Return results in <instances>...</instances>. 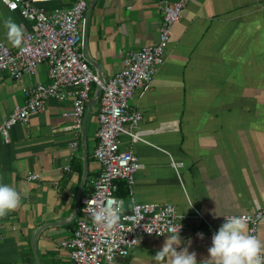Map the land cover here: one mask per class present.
Wrapping results in <instances>:
<instances>
[{
  "label": "crops",
  "instance_id": "crops-1",
  "mask_svg": "<svg viewBox=\"0 0 264 264\" xmlns=\"http://www.w3.org/2000/svg\"><path fill=\"white\" fill-rule=\"evenodd\" d=\"M70 1L38 3L54 11ZM164 1L89 0L84 51L101 77L117 72L131 51L157 41ZM8 18L23 30L33 26V19L0 0V39L8 43ZM49 81L47 61L21 78L0 68V120L25 101V85ZM78 87L67 85L66 97L49 98L45 109L15 123L9 142L0 138V182L22 197L17 210L0 218V264H36L31 239L43 224L49 225L37 237L42 264H73L61 241L81 214L77 197L86 151L81 196L102 166L94 154L99 96L86 120V137L83 132L98 85L92 86L79 132L64 114ZM130 104L143 111L136 128L145 139L122 135L121 146L131 147L142 163L133 194L123 196L124 208L130 210L134 201L171 202L185 214L196 205L205 217L189 218L184 234L143 235L129 255L111 264H157L153 257L167 240L177 251L195 252L201 264L210 258L212 236L225 216L253 211L264 201V0H191L172 27L151 85L137 88ZM31 171L40 178L28 179ZM259 239L264 241V217ZM162 264H170L169 258Z\"/></svg>",
  "mask_w": 264,
  "mask_h": 264
},
{
  "label": "built area",
  "instance_id": "built-area-1",
  "mask_svg": "<svg viewBox=\"0 0 264 264\" xmlns=\"http://www.w3.org/2000/svg\"><path fill=\"white\" fill-rule=\"evenodd\" d=\"M2 1L33 19V26L23 30L19 47L0 39V68L21 78L25 73H34L41 62L47 61L50 81L23 87L25 101L16 104L0 120V138L9 142L10 129L15 123H25L31 114L45 109L49 98L66 97L69 84L79 87L72 106L64 114L73 118L70 126L79 132L93 84L102 87L97 111L98 142L94 150L102 166L92 178L89 190L81 196V214L72 234L61 241V245L69 249L73 264H109L117 257L129 255L143 235L184 234L190 228L189 218H204L203 211L196 205L192 213L185 214L171 202L134 201L132 208L122 213L116 235L112 237L94 224L90 212L91 208L109 200L124 202V197L118 193L120 180L126 181L129 193L133 194L136 172L142 163L131 147L121 146L122 135L129 134L132 141L145 138L136 128L144 116L143 111L133 107L130 99L137 88L151 85L171 38L172 27L191 0H165L157 41L131 51L124 65L107 78L91 67L84 51L83 23L89 0H71L68 7L54 11L43 8L39 0ZM76 143L73 141L74 145ZM40 176V172L31 171L27 178L39 179ZM233 215L246 217L250 233L259 238L264 201L253 211L227 216Z\"/></svg>",
  "mask_w": 264,
  "mask_h": 264
},
{
  "label": "clouds",
  "instance_id": "clouds-1",
  "mask_svg": "<svg viewBox=\"0 0 264 264\" xmlns=\"http://www.w3.org/2000/svg\"><path fill=\"white\" fill-rule=\"evenodd\" d=\"M4 25L8 30L9 41L19 47L23 42L22 26L11 18L5 20ZM21 199V193L15 187L0 182V218L17 210L21 206ZM90 212L94 224L102 228L105 235L114 237L121 215L125 212L124 202L109 200L91 208ZM225 218V222L212 236L211 247L208 249L210 258L201 264H264V241L250 233L247 218L234 215ZM198 235L203 238L202 233ZM173 245L166 241L162 250L153 257L157 264H162L166 258H169L170 264H197L195 252L190 253L187 248L177 251Z\"/></svg>",
  "mask_w": 264,
  "mask_h": 264
},
{
  "label": "water",
  "instance_id": "water-1",
  "mask_svg": "<svg viewBox=\"0 0 264 264\" xmlns=\"http://www.w3.org/2000/svg\"><path fill=\"white\" fill-rule=\"evenodd\" d=\"M87 38H88V33H87V18H86V21H85V31H84V42L86 43L87 42ZM102 90V87L100 86L96 92H95V95L93 96L89 106H88V110L86 111L85 113V118H84V123H83V132H84V137H86V120H87V117H88V114L90 112V109H91V106L92 104L96 101V99L98 98V96L100 95V92ZM85 164H86V169H85V178L87 176V165H88V153L86 151L85 153ZM85 178L83 180V184L80 188V191L78 193V197H77V200L78 202H80L81 200V194H82V188H83V185H84V182H85ZM78 210H79V203H78V206L76 208V211L74 213V217L78 214ZM49 224H43L40 228H38L35 233L33 234L32 236V239H31V244H32V247H33V251H34V255H35V259H36V264H42L40 258H39V254L37 252V237H38V234L39 232L41 231V229L45 226H47Z\"/></svg>",
  "mask_w": 264,
  "mask_h": 264
},
{
  "label": "trees",
  "instance_id": "trees-1",
  "mask_svg": "<svg viewBox=\"0 0 264 264\" xmlns=\"http://www.w3.org/2000/svg\"><path fill=\"white\" fill-rule=\"evenodd\" d=\"M118 193L122 196L128 193V187H127L126 181L124 180L119 181Z\"/></svg>",
  "mask_w": 264,
  "mask_h": 264
},
{
  "label": "rangeland",
  "instance_id": "rangeland-1",
  "mask_svg": "<svg viewBox=\"0 0 264 264\" xmlns=\"http://www.w3.org/2000/svg\"><path fill=\"white\" fill-rule=\"evenodd\" d=\"M116 259V258H115ZM112 262H110L109 264H111Z\"/></svg>",
  "mask_w": 264,
  "mask_h": 264
}]
</instances>
